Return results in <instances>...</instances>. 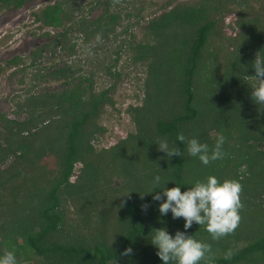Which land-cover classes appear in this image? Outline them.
<instances>
[{"label": "trees", "instance_id": "16d2710c", "mask_svg": "<svg viewBox=\"0 0 264 264\" xmlns=\"http://www.w3.org/2000/svg\"><path fill=\"white\" fill-rule=\"evenodd\" d=\"M27 1L0 0V10ZM257 1L177 2L147 20L142 7L132 23L143 28L141 38L123 25L134 13H124L118 0H97L90 11L104 5L103 11L95 18L83 13L77 21L75 10L84 9L78 0H55L36 12V21L61 31L35 51L33 79L63 86L28 89L17 102L16 113L27 114L22 119L0 113V255L14 251L19 264H162L150 243L153 229L174 235L184 231V220L170 212L161 216L159 202L141 196L156 175L181 191L213 175L242 185L241 219L234 232L216 240L203 225L187 229L211 245L201 264H264V111L251 98L259 83L252 64L264 57V12L255 8ZM232 13L231 23L226 19ZM120 33L125 35L115 52L125 46L142 69L143 97L127 109L134 129L97 148L94 142L106 132L99 119L115 104L116 82L99 89L95 78L102 67L92 59L87 69L73 59L46 71L39 60L58 50L76 57L73 34L84 46L97 40V51ZM115 66H105V73L120 77ZM178 133L210 147L223 135L226 155L203 165ZM163 139L175 142L181 156L158 151ZM130 191L136 192L124 196ZM128 247L133 251L124 255Z\"/></svg>", "mask_w": 264, "mask_h": 264}, {"label": "rangeland", "instance_id": "374dc122", "mask_svg": "<svg viewBox=\"0 0 264 264\" xmlns=\"http://www.w3.org/2000/svg\"><path fill=\"white\" fill-rule=\"evenodd\" d=\"M55 0L45 1L41 4L26 2L22 7L13 9L15 11H8L7 9H2L0 12V18H11L18 17L20 19L17 20L16 24H11L13 28L19 29L15 35L16 40L13 41L12 45L5 49H11L7 51V55L4 59H0L1 65L4 64V61L12 58L14 54H27L32 49L33 45L36 44H45L50 41V37L43 35L42 31L47 29L51 33V35H55L56 33H60V28H56L54 26H50L47 28H42L43 24L38 21H33L35 18V13L40 11L43 7L48 5L49 3H53ZM97 0H78L79 5L81 4L84 9L75 10V21L80 18V15L85 13L89 18H95L99 15L103 9V6H97L96 9L90 11L91 5H96ZM104 1V0H102ZM119 3L117 7H121L122 11L125 13L126 10L133 11V18H125L123 25L129 27V31L135 32L137 34V38H141L143 36V28L139 25H132L134 21H136L137 13L140 8L143 7V10H140L142 15L148 18H151L154 14L160 13L163 5H167V7H172L177 2H190L194 0H118ZM76 8V7H74ZM255 8L259 11L264 12V0H258L255 3ZM234 14L227 17L228 22L234 21ZM1 20V19H0ZM231 22V23H232ZM71 21H68L67 26L71 25ZM145 23V21H142ZM18 26V27H17ZM44 27V26H43ZM121 32V29H118ZM43 35V36H39ZM125 34L118 35L117 39H111L109 41L101 42L99 45V50H93L97 40L93 41L92 44L83 45L81 35L73 34V38L78 42V52L76 57H67L59 50L57 51V56L54 54H49L47 52L41 62L39 60V66L45 67L44 71L50 70L57 67L58 65L63 66L64 62L68 60H76L75 62L80 63L78 66H83L85 69L90 67V63H88L89 59H92L95 62H100L101 69H97L98 75L95 78L97 81V87L99 89L109 86L111 83L116 82V87L114 89L113 98L115 100L114 105H108L106 110L104 111L102 117H100L99 122L106 127V132L101 135L98 141L94 142L97 148L107 147L116 142H118L121 138L125 137L131 130L134 129L135 125L131 119L130 114L127 109L131 104H138L141 102L143 97V72L142 69L138 68L132 63L131 55L127 50H125V46L123 51L116 53L118 49H120L121 41H123ZM27 37V38H26ZM113 38V37H112ZM15 38H12L14 40ZM73 39V40H74ZM7 44V39L5 40ZM15 42V43H14ZM21 46L26 47V49H19ZM18 50V51H17ZM4 51V49L2 50ZM2 53V52H1ZM119 58L118 62H115L116 59ZM41 63V64H40ZM112 63H116L115 69L121 72L120 77H112L109 74L105 73V66L111 65ZM38 64L34 67H31L25 71H21L20 69L17 72L11 73V69L6 71H0V113L7 114V116L11 118H24L27 114L22 112L21 114H17V102L25 99L28 89H32V91L40 92L46 90H58L61 89L62 82L61 81H53V80H34L33 76L37 73ZM11 73V74H10ZM24 78L25 81L21 82V79ZM32 79V81H31ZM39 81V82H34ZM4 130V128L0 126V132ZM8 161L7 163H9ZM7 165V164H6ZM78 169L80 165L77 166Z\"/></svg>", "mask_w": 264, "mask_h": 264}, {"label": "clouds", "instance_id": "9594fccd", "mask_svg": "<svg viewBox=\"0 0 264 264\" xmlns=\"http://www.w3.org/2000/svg\"><path fill=\"white\" fill-rule=\"evenodd\" d=\"M252 67L254 77L259 82L252 88L251 98L257 111H264V57H256ZM177 140L186 144L187 153L199 159L203 165L212 161L223 159L225 137L219 135L214 146L201 143L197 138H187L183 133L177 134ZM157 149L165 153L166 157H180L181 151L173 142L170 146L167 139L158 142ZM169 182V181H168ZM167 182V183H168ZM167 183L162 184V178L156 175L147 194H151L153 201L158 203L161 216L171 213L173 219L183 218L184 231L177 230L175 234L169 233L167 228L153 229L154 234L150 243L157 249L156 255L162 264H201L210 258L211 245L193 238L187 233L195 222L203 225L210 233L213 240L220 239L238 227L240 222L239 210L242 207L240 193L242 185L237 180H224L220 182L217 177L210 175L206 180H197L193 186L181 191L180 186L168 188ZM159 189V191H156ZM130 191L124 196L128 195ZM123 197V196H122ZM148 205H143L142 210H147ZM133 249L128 247L124 255L131 254ZM228 258V257H226ZM0 264H19L14 251H6L0 255Z\"/></svg>", "mask_w": 264, "mask_h": 264}, {"label": "flooded vegetation", "instance_id": "af4514ba", "mask_svg": "<svg viewBox=\"0 0 264 264\" xmlns=\"http://www.w3.org/2000/svg\"><path fill=\"white\" fill-rule=\"evenodd\" d=\"M16 8H20V7H10V8L7 7V8H3V10L7 9L8 11H10L12 9V11H15L13 9H16ZM1 10H0V12H1ZM0 19H1L0 20V59L1 58L4 59L5 56L7 55V51L11 50V49L8 50L5 48H7L8 46L10 47L13 44L12 42L16 40L15 33L18 30H20L19 29L20 26L19 27L17 26L18 28H13V27H11L12 26L11 24H16L17 20L20 18H18V17H11L10 18L9 17V18H0ZM33 21H35V18L33 19ZM42 28L45 29V28H47V26H44V27L42 26ZM60 30H61V28H60ZM45 31H47V29L42 31L43 35H44ZM39 34L40 33H38V35ZM42 34L39 36H43ZM54 36L55 35H51L48 37H50V39H52V38H54ZM12 38H15V39L12 40ZM6 39L8 41L7 44L5 42ZM41 46H42L41 44L35 43L29 53H27V54H14V56L12 58L5 60L3 65H1V63H0V71H6V70L11 69L12 70L11 73H13V72H17L18 69H20L21 71H25V70L31 68V64L33 62V56L36 55L35 51ZM3 49H4V51H2ZM19 49H26V47L21 46ZM21 81H25V79L22 78ZM31 81H32V79H31Z\"/></svg>", "mask_w": 264, "mask_h": 264}, {"label": "water", "instance_id": "95a60500", "mask_svg": "<svg viewBox=\"0 0 264 264\" xmlns=\"http://www.w3.org/2000/svg\"><path fill=\"white\" fill-rule=\"evenodd\" d=\"M45 1H49V0H30V1H28V2H33V3H37V4H41V3H43V2H45ZM27 2V3H28ZM37 43V42H36ZM39 44V43H38ZM34 46V45H33Z\"/></svg>", "mask_w": 264, "mask_h": 264}]
</instances>
